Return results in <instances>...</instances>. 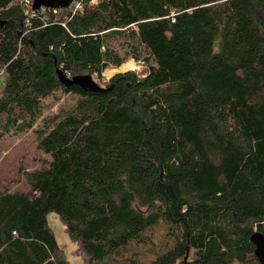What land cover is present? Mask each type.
I'll list each match as a JSON object with an SVG mask.
<instances>
[{
  "label": "trees",
  "instance_id": "16d2710c",
  "mask_svg": "<svg viewBox=\"0 0 264 264\" xmlns=\"http://www.w3.org/2000/svg\"><path fill=\"white\" fill-rule=\"evenodd\" d=\"M56 11L29 17L0 0L5 128L26 133L42 100L75 99L37 131L51 163L32 192L0 191V264H68L50 213L83 264H260L251 238L264 236V0H86ZM124 38L151 66L145 78L118 74L101 93L59 83L58 70L117 72L126 58L110 42ZM161 226L166 250L147 262L129 252L154 245Z\"/></svg>",
  "mask_w": 264,
  "mask_h": 264
},
{
  "label": "rangeland",
  "instance_id": "374dc122",
  "mask_svg": "<svg viewBox=\"0 0 264 264\" xmlns=\"http://www.w3.org/2000/svg\"><path fill=\"white\" fill-rule=\"evenodd\" d=\"M92 5H96V1H93ZM129 45L126 38L110 42V47L121 58H126V61L117 72H111L115 68H109L104 72L102 78L92 77L101 88H106L111 79L119 73L130 72L140 79L145 78L149 74L152 69L151 66L145 64L143 59L135 62L131 53V46ZM142 57L147 58V54L142 52ZM129 62H134L138 69L135 71L123 70L124 65ZM74 104L75 99L73 97L61 94L42 100V119L35 124L32 130L22 134L16 133L15 127L6 129L5 127L9 123L7 117L2 116L0 118V191L10 193L32 192L30 184L32 175L48 169L51 163V158L38 147L37 131L43 127L44 123L42 121L44 119L45 121L53 119L68 111ZM12 119L15 120L17 118L13 117ZM18 123L20 124L21 121ZM47 221L60 250L64 252L67 263L83 264L82 257L77 254L78 244L73 242L66 233L59 216L55 213H50ZM152 239L154 245L142 249L134 246L129 252H139L143 262H147L152 260L157 253L166 250L171 243L165 226L158 228L152 235Z\"/></svg>",
  "mask_w": 264,
  "mask_h": 264
},
{
  "label": "water",
  "instance_id": "95a60500",
  "mask_svg": "<svg viewBox=\"0 0 264 264\" xmlns=\"http://www.w3.org/2000/svg\"><path fill=\"white\" fill-rule=\"evenodd\" d=\"M75 0H34L33 9L35 11L41 8L52 9V10H63L72 7ZM124 74V73H119ZM57 77L59 83L65 87L70 88L77 86L82 91L89 93H101L104 88H101L91 77H76L69 79L60 70L57 71ZM251 241L255 246V256L260 264H264V236L260 233H254Z\"/></svg>",
  "mask_w": 264,
  "mask_h": 264
},
{
  "label": "built area",
  "instance_id": "2783aa9c",
  "mask_svg": "<svg viewBox=\"0 0 264 264\" xmlns=\"http://www.w3.org/2000/svg\"><path fill=\"white\" fill-rule=\"evenodd\" d=\"M84 1L86 0H75L74 4L69 9L73 8V10L75 11L82 10ZM17 2L23 8L27 16L29 17L34 16V13H35V10L33 9L34 0H17ZM43 9H46V8H43ZM49 10H52V9H49ZM53 11L54 13H57L56 10H53ZM1 79H2V74H0V81Z\"/></svg>",
  "mask_w": 264,
  "mask_h": 264
},
{
  "label": "bare ground",
  "instance_id": "6f19581e",
  "mask_svg": "<svg viewBox=\"0 0 264 264\" xmlns=\"http://www.w3.org/2000/svg\"><path fill=\"white\" fill-rule=\"evenodd\" d=\"M137 69H138V66L135 63H130L123 67V70H126V71H135Z\"/></svg>",
  "mask_w": 264,
  "mask_h": 264
}]
</instances>
